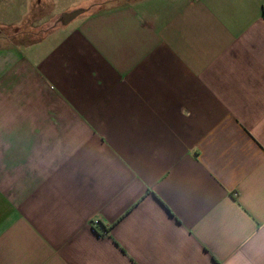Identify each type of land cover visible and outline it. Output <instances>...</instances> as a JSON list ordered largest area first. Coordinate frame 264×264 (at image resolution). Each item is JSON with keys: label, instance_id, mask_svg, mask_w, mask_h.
Here are the masks:
<instances>
[{"label": "crops", "instance_id": "crops-1", "mask_svg": "<svg viewBox=\"0 0 264 264\" xmlns=\"http://www.w3.org/2000/svg\"><path fill=\"white\" fill-rule=\"evenodd\" d=\"M99 1L0 49V264H264V0Z\"/></svg>", "mask_w": 264, "mask_h": 264}, {"label": "rangeland", "instance_id": "rangeland-1", "mask_svg": "<svg viewBox=\"0 0 264 264\" xmlns=\"http://www.w3.org/2000/svg\"><path fill=\"white\" fill-rule=\"evenodd\" d=\"M29 1L32 4L37 2V0H0V49L18 48L36 42L45 36H51L62 25L66 26L72 21L63 24L61 17L72 13H65L63 6L80 0H43V3H48L46 9H40L33 5L30 13L23 18V12H25ZM113 1L115 0H100L94 8L116 5ZM11 25L14 27H9Z\"/></svg>", "mask_w": 264, "mask_h": 264}, {"label": "water", "instance_id": "water-1", "mask_svg": "<svg viewBox=\"0 0 264 264\" xmlns=\"http://www.w3.org/2000/svg\"><path fill=\"white\" fill-rule=\"evenodd\" d=\"M83 11L77 10V11H74L72 13H69V14H66V15L62 16L61 18L63 20V24H66L67 22L73 20L74 18H76L77 16L82 14Z\"/></svg>", "mask_w": 264, "mask_h": 264}, {"label": "trees", "instance_id": "trees-1", "mask_svg": "<svg viewBox=\"0 0 264 264\" xmlns=\"http://www.w3.org/2000/svg\"><path fill=\"white\" fill-rule=\"evenodd\" d=\"M125 1V0H124ZM113 2H115V4H120V3H122L123 2V0H115V1H113Z\"/></svg>", "mask_w": 264, "mask_h": 264}, {"label": "built area", "instance_id": "built-area-1", "mask_svg": "<svg viewBox=\"0 0 264 264\" xmlns=\"http://www.w3.org/2000/svg\"><path fill=\"white\" fill-rule=\"evenodd\" d=\"M96 223H97V221H94V222H93V224H96Z\"/></svg>", "mask_w": 264, "mask_h": 264}]
</instances>
